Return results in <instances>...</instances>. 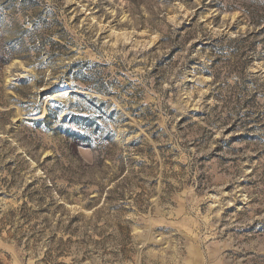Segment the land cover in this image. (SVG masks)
I'll return each mask as SVG.
<instances>
[{
    "label": "rangeland",
    "instance_id": "1",
    "mask_svg": "<svg viewBox=\"0 0 264 264\" xmlns=\"http://www.w3.org/2000/svg\"><path fill=\"white\" fill-rule=\"evenodd\" d=\"M12 44L0 264H264V0H0Z\"/></svg>",
    "mask_w": 264,
    "mask_h": 264
},
{
    "label": "trees",
    "instance_id": "2",
    "mask_svg": "<svg viewBox=\"0 0 264 264\" xmlns=\"http://www.w3.org/2000/svg\"><path fill=\"white\" fill-rule=\"evenodd\" d=\"M5 45H0V63H7L9 62L11 59H21V60H26L28 58V56L26 55L29 50L28 49H23L21 51H19L20 49H16L13 44L8 48L7 51L3 50V47ZM7 49V48H6ZM23 83V80L21 81ZM24 94V93H22ZM22 107H24V105H21ZM25 108V107H24ZM53 113L50 109H48V114L45 120H43L42 122H35V121H27L26 124H38V125H45L48 123V121H50L51 117H52ZM76 136H78L76 139L79 140V135L76 134Z\"/></svg>",
    "mask_w": 264,
    "mask_h": 264
},
{
    "label": "water",
    "instance_id": "3",
    "mask_svg": "<svg viewBox=\"0 0 264 264\" xmlns=\"http://www.w3.org/2000/svg\"><path fill=\"white\" fill-rule=\"evenodd\" d=\"M2 135V133L0 132V136Z\"/></svg>",
    "mask_w": 264,
    "mask_h": 264
}]
</instances>
